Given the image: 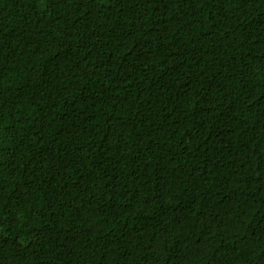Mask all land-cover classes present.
Here are the masks:
<instances>
[{
	"label": "trees",
	"instance_id": "obj_1",
	"mask_svg": "<svg viewBox=\"0 0 264 264\" xmlns=\"http://www.w3.org/2000/svg\"><path fill=\"white\" fill-rule=\"evenodd\" d=\"M0 264H264V0H0Z\"/></svg>",
	"mask_w": 264,
	"mask_h": 264
}]
</instances>
